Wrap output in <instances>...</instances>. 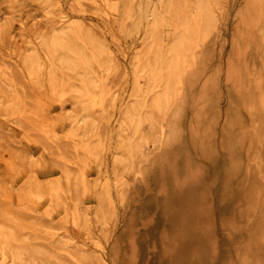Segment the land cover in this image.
Returning <instances> with one entry per match:
<instances>
[{"label":"rangeland","instance_id":"rangeland-1","mask_svg":"<svg viewBox=\"0 0 264 264\" xmlns=\"http://www.w3.org/2000/svg\"><path fill=\"white\" fill-rule=\"evenodd\" d=\"M164 1L0 0V221L9 218L20 236L30 235L33 243L49 252L48 259H60L63 253L56 238L65 232V168L81 165L82 148L93 149L103 157L101 172L106 182L113 155L127 146L123 113L147 86L146 74L137 71L136 65L144 61L154 3L163 19L166 50L175 37L177 16L166 12ZM223 1L217 35L205 41L195 60L188 62L181 88L186 101L182 117L187 132L192 121L198 123L199 115L206 114L211 126L206 137L199 135L198 145L213 168L200 179L210 176L208 182L220 184L218 194L231 206L218 220V233L215 229L212 234L221 246L219 261L245 264L253 257L259 259L254 264H264V11L249 0ZM76 22L82 27L79 44L84 45L89 37L102 41L108 51L104 60H109L90 68L99 87L92 106L87 105L96 121L87 140L75 121L82 111L75 89L88 71L64 68L53 88L44 45L57 28ZM33 54L43 60V69L33 71L27 63ZM188 149L186 153L177 150L182 156L175 170L185 169V160H190L185 156L193 152ZM236 151L235 160L242 158L244 165L251 155L255 184L247 166L239 182L229 183L237 172ZM158 158L153 188L162 170L166 179L169 175L168 161ZM88 159L94 180L97 158L90 154ZM192 159L194 178L202 173L204 163ZM236 191L240 195L234 199ZM205 244L198 245L204 249ZM209 249L213 255L212 246ZM208 255L203 259L210 263L213 256Z\"/></svg>","mask_w":264,"mask_h":264},{"label":"bare ground","instance_id":"bare-ground-1","mask_svg":"<svg viewBox=\"0 0 264 264\" xmlns=\"http://www.w3.org/2000/svg\"><path fill=\"white\" fill-rule=\"evenodd\" d=\"M249 1L264 11V0ZM164 9L177 16L175 37L166 50L163 19L154 3L144 61L140 59L136 65L137 71L146 74L147 86L142 97L124 110L122 126L127 129V146L113 155L109 178L103 182V157L93 149L91 152L82 148L81 165H70L64 170L65 232L56 238L62 257L48 259L49 252L33 243L30 235L20 236L8 218L0 221V264H221V246L218 240H212V234L218 233V220L231 206L218 194L220 184L208 182L210 176L208 180L200 179L203 172L208 176L213 168L207 165L210 163L198 145L199 135L206 137L211 126L204 114L199 115L197 124L191 120L189 132L186 131L182 117L186 101L181 88L188 62L195 60L205 41L217 35L218 11L225 9V4L223 0H165ZM81 28L79 22L62 25L44 40V45L53 88L64 68L88 71L80 76L82 84L75 89L76 103L82 105L75 121L82 129V138L87 140L96 126L90 101L99 87L90 68L96 62L106 65L109 60H104L108 51L102 41L89 37L84 45L79 44ZM26 60L33 71L43 69L44 62L38 54L29 55ZM121 139L125 143L123 134ZM178 149L185 153V149H192L188 153L192 156L185 158L204 163L202 173L191 177L195 170L190 160H185L184 170H175L182 156ZM90 154L97 158L98 175L94 180L89 173ZM237 155L236 151L234 161ZM158 157L168 161L169 175L166 179L162 170L163 175L153 188ZM241 160L234 164L237 172L229 183L239 182L242 169L247 166L255 184L251 155L247 164ZM233 195L238 198L239 191ZM225 223H229L228 219ZM199 242L207 243L204 249ZM209 253L213 257L207 263L203 258ZM256 262L259 259L252 257L245 264Z\"/></svg>","mask_w":264,"mask_h":264}]
</instances>
